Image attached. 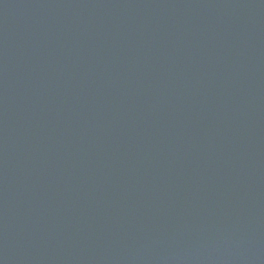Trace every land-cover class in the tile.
I'll return each mask as SVG.
<instances>
[{"label":"water","instance_id":"95a60500","mask_svg":"<svg viewBox=\"0 0 264 264\" xmlns=\"http://www.w3.org/2000/svg\"><path fill=\"white\" fill-rule=\"evenodd\" d=\"M0 264H264V0H0Z\"/></svg>","mask_w":264,"mask_h":264}]
</instances>
